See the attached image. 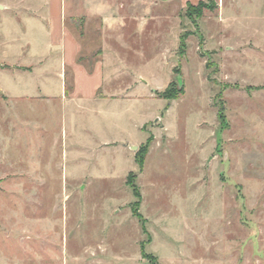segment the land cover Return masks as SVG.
Wrapping results in <instances>:
<instances>
[{
	"label": "rangeland",
	"instance_id": "obj_1",
	"mask_svg": "<svg viewBox=\"0 0 264 264\" xmlns=\"http://www.w3.org/2000/svg\"><path fill=\"white\" fill-rule=\"evenodd\" d=\"M216 1L107 61L131 91L90 110L0 73V264H264V0Z\"/></svg>",
	"mask_w": 264,
	"mask_h": 264
},
{
	"label": "crops",
	"instance_id": "obj_2",
	"mask_svg": "<svg viewBox=\"0 0 264 264\" xmlns=\"http://www.w3.org/2000/svg\"><path fill=\"white\" fill-rule=\"evenodd\" d=\"M201 1L0 0V73L38 80L41 85L15 99L43 101V107L60 106V101L61 107L90 110L125 98L128 85H119L124 91L116 95L111 83L129 72L123 66L107 72V61L137 57L142 40L160 38L161 27L180 29L183 11ZM94 44L98 48L86 51ZM85 52L100 59L93 70L81 61ZM0 95L8 100L1 87Z\"/></svg>",
	"mask_w": 264,
	"mask_h": 264
},
{
	"label": "trees",
	"instance_id": "obj_3",
	"mask_svg": "<svg viewBox=\"0 0 264 264\" xmlns=\"http://www.w3.org/2000/svg\"><path fill=\"white\" fill-rule=\"evenodd\" d=\"M219 6L216 0H207V2L205 1H201L198 5L193 6V5H189L188 6V10L186 12V16L190 17L192 19V17H194L197 20H200L204 17L206 12H211L214 13L216 10H218ZM182 39V43H181V51L184 53L185 49H186V45L184 43V39L185 37H181ZM170 88H168L163 94H161L160 99H165L168 101H173V100H178L183 94H184V90H180V91H174L173 93L170 92L169 90ZM153 142V138L149 137V139L146 141V143L144 145H142L139 149V151L136 154V162L137 165L139 167V171H142L144 168V163L146 160V156L149 153L151 144ZM132 177L136 178L135 175H133ZM132 185V183H130ZM134 190L136 191V196H139V193L136 190V187L133 185Z\"/></svg>",
	"mask_w": 264,
	"mask_h": 264
}]
</instances>
